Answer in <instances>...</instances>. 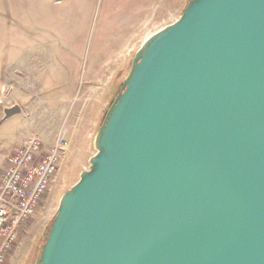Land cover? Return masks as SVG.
<instances>
[{"label":"water","instance_id":"obj_1","mask_svg":"<svg viewBox=\"0 0 264 264\" xmlns=\"http://www.w3.org/2000/svg\"><path fill=\"white\" fill-rule=\"evenodd\" d=\"M93 147L33 264H264V0H188Z\"/></svg>","mask_w":264,"mask_h":264},{"label":"rangeland","instance_id":"obj_2","mask_svg":"<svg viewBox=\"0 0 264 264\" xmlns=\"http://www.w3.org/2000/svg\"><path fill=\"white\" fill-rule=\"evenodd\" d=\"M187 2L0 0V56L7 49L22 50L24 43L31 60L50 66L53 76L46 84L29 80L14 89L2 86L0 108L17 104L21 114L0 121V155L16 145L13 152L31 132L40 135L43 149L58 135L67 142L52 182L2 264H33L61 194L95 152V132L133 54L147 37L174 22ZM14 72L22 79L30 75L22 69Z\"/></svg>","mask_w":264,"mask_h":264},{"label":"built area","instance_id":"obj_3","mask_svg":"<svg viewBox=\"0 0 264 264\" xmlns=\"http://www.w3.org/2000/svg\"><path fill=\"white\" fill-rule=\"evenodd\" d=\"M55 139L43 149L40 135L29 133L0 167V264L17 241L21 226L35 213L58 170L67 142L61 135Z\"/></svg>","mask_w":264,"mask_h":264},{"label":"crops","instance_id":"obj_4","mask_svg":"<svg viewBox=\"0 0 264 264\" xmlns=\"http://www.w3.org/2000/svg\"><path fill=\"white\" fill-rule=\"evenodd\" d=\"M3 58H5V66L2 63ZM64 58L66 59L65 61L70 60V57L68 55L64 56ZM17 69H22L24 71L27 70L30 75L26 79L19 78L14 72ZM41 70L44 71V73H41ZM50 70V66L41 67L40 65L36 64L31 60L30 52H25L24 43L22 46V50L20 49L15 52H10L7 49V51L5 53L3 52L2 56H0V89L3 88L2 86H9L10 89L17 88L18 86H26L27 84H29V82H27L29 80L31 82L33 81L34 83L36 82V84L40 81H43V84H46L47 81H51L53 78L52 73H50ZM89 73L90 72L88 71L85 76V84H88V82L90 81ZM33 82L32 84H34ZM16 94L17 93L13 92V95ZM7 107L9 106H2V108H0V121H2L1 119L3 117L4 109ZM18 114H21V111ZM13 147H16V145H12V147L8 151H6L4 155H0V166L5 165V160L13 149Z\"/></svg>","mask_w":264,"mask_h":264}]
</instances>
